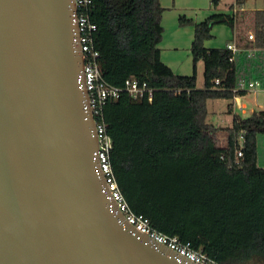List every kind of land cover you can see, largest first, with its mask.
I'll list each match as a JSON object with an SVG mask.
<instances>
[{
  "label": "trees",
  "instance_id": "1",
  "mask_svg": "<svg viewBox=\"0 0 264 264\" xmlns=\"http://www.w3.org/2000/svg\"><path fill=\"white\" fill-rule=\"evenodd\" d=\"M219 1L211 0L214 6ZM164 10L160 0H92L88 10L97 25L93 38L104 78L124 89L135 76L154 89L151 101L123 90L104 107L118 186L131 209L158 231L179 236L220 264H264V166L258 162L264 109L235 114L223 127L208 120L207 108L211 98L244 94L234 91L242 77H258L264 86V57L238 53L231 60L227 46L205 45L216 24L234 29L233 14L214 13L201 22L180 16L181 24L195 27L194 71L178 74L161 57ZM253 30L255 41L242 45L264 48V8L254 11ZM200 60L203 88L196 85Z\"/></svg>",
  "mask_w": 264,
  "mask_h": 264
},
{
  "label": "water",
  "instance_id": "2",
  "mask_svg": "<svg viewBox=\"0 0 264 264\" xmlns=\"http://www.w3.org/2000/svg\"><path fill=\"white\" fill-rule=\"evenodd\" d=\"M75 0H0V264H203L118 208Z\"/></svg>",
  "mask_w": 264,
  "mask_h": 264
},
{
  "label": "built area",
  "instance_id": "3",
  "mask_svg": "<svg viewBox=\"0 0 264 264\" xmlns=\"http://www.w3.org/2000/svg\"><path fill=\"white\" fill-rule=\"evenodd\" d=\"M75 2L79 21L81 47L85 60L84 66L89 99L92 112L96 120V129L99 139L100 166L105 176L109 190L117 202L118 208L123 213L124 217L138 230L154 238L156 241L172 248L176 252L188 257L192 261L203 264H220L214 258L207 255L202 249L193 248L189 242H183L179 236L167 235L158 231L152 226L148 217L142 213H136L131 209L126 197L121 192L110 162L112 138L107 132V122L104 116V107L110 98H118L123 90H127L135 100L147 98L151 101L153 99L154 89L149 86L146 80H141L135 76H132L126 80L124 89L111 84L104 78L99 62L100 53L94 45L93 38V34L97 29V25L90 20L88 14V10L92 5V0H75ZM255 38V31L253 29H249L247 31V40L249 44L253 43ZM227 48L233 54L231 60L234 59L235 55L238 53L252 59H256L260 56L264 57V48L254 44L243 46L233 41L227 44ZM215 83L217 85L220 84V80L216 79ZM256 90H261L264 92V86L260 78L242 77L239 79L238 85L234 91L239 93L241 91ZM238 95H236L234 98L237 105L239 106L237 101ZM244 147L245 130L241 131L236 147L237 163L240 162V157H242L244 154Z\"/></svg>",
  "mask_w": 264,
  "mask_h": 264
},
{
  "label": "crops",
  "instance_id": "4",
  "mask_svg": "<svg viewBox=\"0 0 264 264\" xmlns=\"http://www.w3.org/2000/svg\"><path fill=\"white\" fill-rule=\"evenodd\" d=\"M161 4L165 8L163 12V27L164 34L160 43L162 60L168 64L174 72L178 74L189 75L194 71V61L191 52V45L194 39L195 27L192 24H181L180 16L192 19L196 22L204 21L211 14L214 13H229L235 16V27L232 29L226 24H216L213 29V38L205 41L207 47H226L230 42H236L243 44L247 42V31L253 29L254 25V12L252 15V27L244 26L245 15L240 14V11H244L243 7L238 8L233 6L232 11L223 12L216 6H213L211 0H160ZM245 0H233L232 3L243 5ZM262 9V8H259ZM255 11V10H254ZM200 60L197 64V68L200 65ZM254 94L253 101H244L248 93L240 94L237 97L239 103L238 108L242 111V114H251L254 110L264 109L262 104L258 103L256 97L260 94L264 95L261 90L248 91ZM234 102L235 101V98ZM235 103L230 107V111L233 110ZM249 108V113L247 111ZM219 125L223 127L230 126Z\"/></svg>",
  "mask_w": 264,
  "mask_h": 264
},
{
  "label": "rangeland",
  "instance_id": "5",
  "mask_svg": "<svg viewBox=\"0 0 264 264\" xmlns=\"http://www.w3.org/2000/svg\"><path fill=\"white\" fill-rule=\"evenodd\" d=\"M233 0H220L216 5L220 10H224L223 12L232 11L233 6L235 5L238 8L243 7L244 11H240V14L243 13L245 15V23L244 26L252 27V15L254 10L259 8H264V0H245L243 5H239L237 3H232ZM214 6V5H213ZM211 39V38H210ZM208 39V40H210ZM197 88H203L204 86V63L200 62V65L197 68V79H196ZM248 93L246 99L244 101H253L254 94L248 91H244V94ZM259 104H263V94H260L256 97ZM235 103L233 110L230 111V105ZM208 108V120L215 125H228L232 124L233 118L235 114H239L242 116H249V108L247 107V111L249 114H242V111L238 108L237 103L234 102L232 98H211L207 102ZM219 140L221 143L226 141L225 132H222L219 135ZM258 162L259 164L264 166V134H260L258 137ZM249 264H256L251 262Z\"/></svg>",
  "mask_w": 264,
  "mask_h": 264
}]
</instances>
